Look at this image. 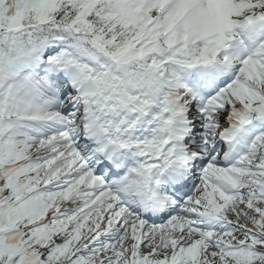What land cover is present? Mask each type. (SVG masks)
<instances>
[{"label": "snow or ice", "instance_id": "snow-or-ice-1", "mask_svg": "<svg viewBox=\"0 0 264 264\" xmlns=\"http://www.w3.org/2000/svg\"><path fill=\"white\" fill-rule=\"evenodd\" d=\"M0 264H264V0H0Z\"/></svg>", "mask_w": 264, "mask_h": 264}]
</instances>
